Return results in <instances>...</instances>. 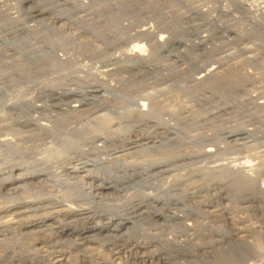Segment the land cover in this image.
Masks as SVG:
<instances>
[{"label": "rangeland", "instance_id": "rangeland-1", "mask_svg": "<svg viewBox=\"0 0 264 264\" xmlns=\"http://www.w3.org/2000/svg\"><path fill=\"white\" fill-rule=\"evenodd\" d=\"M118 1L0 0V264H264V28L198 33L209 21L240 28L235 19L260 15L239 14L240 0H221L236 2L227 15L205 8L215 0ZM173 36L187 42L179 47ZM58 88L77 92L49 97ZM124 125L161 136L114 160L125 153L109 155L104 142L63 148L91 130L122 134ZM230 129L255 136L225 139ZM85 157L120 163L112 172L123 181L92 191L75 177L84 172L63 170ZM149 157L165 170L132 168ZM53 202L94 210V218L54 216L44 228L38 222ZM172 207L176 215L165 218ZM119 212L132 217L126 227L77 232Z\"/></svg>", "mask_w": 264, "mask_h": 264}, {"label": "bare ground", "instance_id": "bare-ground-1", "mask_svg": "<svg viewBox=\"0 0 264 264\" xmlns=\"http://www.w3.org/2000/svg\"><path fill=\"white\" fill-rule=\"evenodd\" d=\"M168 5V4H167ZM231 7V6H230ZM234 9V8H233ZM33 12H40V11H33ZM44 12V11H43ZM42 12V13H43ZM50 12V11H49ZM1 14V13H0ZM2 15V14H1ZM235 15V14H234ZM248 15V14H247ZM56 16V15H55ZM213 16V15H212ZM211 16V17H212ZM43 18V17H42ZM54 19H57V21H59L60 20V18H59V16H56ZM49 20V19H48ZM238 20V19H237ZM231 21V20H230ZM247 21H249V20H247ZM182 25V24H181ZM193 26H195V25H193ZM1 27V26H0ZM3 27V26H2ZM174 27H175V25H174ZM172 28V27H171ZM197 28V27H196ZM199 28V27H198ZM2 29V28H1ZM18 29V28H17ZM177 29V28H176ZM175 30V29H174ZM188 31V30H187ZM191 32V31H190ZM197 32V31H196ZM254 33V32H253ZM170 34H171V31H170ZM175 35H176V33H174ZM1 35V34H0ZM187 35V34H186ZM115 38V37H114ZM171 38V37H170ZM173 38H174V36H173ZM175 38H177V37H175ZM174 38V41L173 42H176L178 45H179V47H180V45H185V42H187L185 39V42H182V41H175L176 39ZM179 38V37H178ZM177 38V39H178ZM113 39V38H112ZM182 39V38H181ZM170 40V39H169ZM169 40H167V41H165L167 44H169V43H171V42H169ZM113 41V40H112ZM162 41V40H161ZM170 41H172V40H170ZM169 42V43H168ZM4 43V42H3ZM194 43V42H193ZM172 44V43H171ZM170 44V45H171ZM187 44V43H186ZM162 45V44H161ZM173 45V44H172ZM189 45H191V44H189ZM159 46V45H158ZM163 46H165V45H163ZM175 46V45H174ZM138 51H140V52H142V47L141 46H137V45H135L134 46ZM168 47V46H167ZM145 48V47H144ZM162 48V47H161ZM166 48V47H165ZM165 48H163V49H165ZM169 48V47H168ZM167 48V49H168ZM175 48V47H174ZM132 49V48H131ZM130 49V50H131ZM163 49H161V50H163ZM129 50V51H130ZM136 50V51H137ZM145 50V49H144ZM170 50H171V48H170ZM177 50V49H176ZM163 51H165V50H163ZM167 51V50H166ZM168 51H169V49H168ZM172 51H173V49H172ZM171 51V52H172ZM136 53V52H135ZM134 53V54H135ZM170 53V52H169ZM174 53H176V52H174ZM152 54V53H151ZM187 54V53H186ZM186 54H184V55H186ZM137 56H139V55H137ZM178 56V55H177ZM179 57V56H178ZM181 57V56H180ZM185 57V56H184ZM136 58H138V60H139V58L141 59V56L140 57H136ZM190 59V58H189ZM193 64V63H192ZM108 66V65H107ZM108 70V69H107ZM111 70H113V69H111ZM109 71V70H108ZM99 72V71H98ZM103 73V72H102ZM107 73V72H106ZM208 73V72H207ZM215 76V75H214ZM212 80H214V79H212ZM222 80V79H221ZM229 82V81H228ZM231 82V81H230ZM226 83V82H225ZM213 84H214V82H213ZM63 85V84H62ZM215 86V85H214ZM218 86V85H217ZM221 86V85H220ZM100 88V90H101V87H99ZM219 88V87H218ZM59 89V91H58V93L56 92V91H52L51 90V92L48 94L49 95V97L51 96L52 97V99H54L55 100V98H53V97H55L56 96V98H58V97H66V96H69L70 94H72V93H75V92H77V91H74L73 89L72 90H69V89H67V90H65V91H61L60 90V88H58ZM95 89V88H94ZM76 90V89H75ZM78 90H79V88H78ZM226 90H228V89H226ZM89 91H97V89L96 90H86L85 92L87 93V92H89ZM235 91V90H234ZM79 92V91H78ZM84 91H83V93H85ZM107 93V92H106ZM80 94V93H79ZM91 95V94H90ZM87 96V95H86ZM60 100V99H59ZM78 100V99H77ZM92 100V99H91ZM97 100V99H96ZM75 101V100H74ZM86 103V102H85ZM99 103V102H98ZM78 104V103H77ZM76 104V105H77ZM82 104V103H81ZM102 104H103V102H102ZM101 104V105H102ZM72 105V104H71ZM93 105V104H92ZM100 105V106H101ZM110 105V104H109ZM103 106V105H102ZM104 107V106H103ZM106 107V106H105ZM110 107V106H109ZM108 108V107H107ZM106 108V109H107ZM96 109V108H95ZM111 109V108H110ZM117 109V108H116ZM80 110V109H79ZM105 110V109H104ZM114 111H115V109H113ZM118 110V112H119V109H117ZM121 111H122V109L120 110V112H119V114H122L121 113ZM108 112V111H107ZM126 112V111H125ZM78 113V112H77ZM109 113V112H108ZM108 113H106L107 115H108ZM111 113V112H110ZM109 113V114H110ZM113 113H115V112H113ZM124 113V112H123ZM84 114V113H83ZM105 114V115H106ZM112 114V113H111ZM85 115V114H84ZM123 115V117L125 116V114H122ZM121 115V116H122ZM80 116H81V114H80ZM101 116H103V114L101 115ZM98 117V116H97ZM111 117V116H110ZM102 118V117H101ZM113 118V117H112ZM117 118V117H116ZM108 119V118H107ZM114 119V118H113ZM118 119V118H117ZM99 120H100V117H99ZM109 120V119H108ZM119 120V119H118ZM123 120V119H122ZM98 121V120H97ZM106 121V120H105ZM132 121V120H131ZM137 121H138V119H137ZM136 121V122H137ZM118 122H120V121H118ZM117 122V123H118ZM134 122H135V120H134ZM160 122V121H159ZM158 122V123H159ZM162 122L163 121H161V123L160 124H162ZM130 123V122H129ZM133 123V122H132ZM129 124L130 126L131 125H133V124ZM138 123H139V121H138ZM165 123H167V122H165ZM169 123V122H168ZM91 124V123H90ZM107 124V123H106ZM121 124V123H120ZM93 125V124H92ZM99 125V124H98ZM101 125V124H100ZM99 125V126H100ZM102 125H104L103 123H102ZM128 125V124H127ZM159 125V124H158ZM162 125H164V123L162 124ZM166 125L167 124H165V127H166ZM170 124H168V126H169ZM118 126H120V125H118ZM122 126V125H121ZM120 126V127H121ZM125 126V125H124ZM123 126V127H124ZM60 127H61V125H60ZM91 127V126H90ZM101 127V126H100ZM103 127V126H102ZM109 127V126H108ZM122 127V128H123ZM127 126H125V128H124V133H122V134H120V132H118V131H116V133H109V134H106V135H104L105 134V132L106 131H104V133H96V132H94V131H92L91 129V131H87V134L85 135V136H83V137H80V138H76V139H74V140H71V139H68V140H65L64 142H65V144H64V146H63V148L64 149H68V148H70V146H73L74 145V143H80L81 141H83V140H88L89 142H94L93 143V146L95 145V143L96 142H98L99 144V146H100V142H104V143H108V145H107V151H110V152H112V153H108L109 155H111V154H117V152H126V151H130V149L131 148H133V147H135V146H141V145H145V143H147V142H149V141H151V142H154L155 140V138L157 137H159V136H161V135H159L160 134V132L158 133V132H155V130H153L152 132L150 131V132H148V134L145 136V137H143V135L142 136H139L138 135V133H133V132H129V130H125V129H129V128H126ZM129 127V126H128ZM87 128V127H86ZM95 128H97V127H95ZM107 128V127H106ZM105 128V129H106ZM117 128V127H116ZM168 128V127H167ZM87 129H89V126H88V128ZM98 129H99V127H98ZM108 129V128H107ZM49 130V129H48ZM102 130V129H101ZM160 130V129H159ZM110 131V130H109ZM130 131H132V130H130ZM94 132V133H93ZM123 132V131H122ZM136 132H138V131H136ZM140 132V131H139ZM166 132H167V130H166ZM221 132V131H220ZM162 133H165V131L163 132L162 131ZM221 133H223L224 134V138L225 139H228V138H230L231 140H236V139H242V138H245L246 136H250V137H253V136H255L252 132H249V131H243V130H241V129H235V130H226V131H222ZM141 134V133H140ZM142 134H144V133H142ZM120 135H122V136H120ZM77 136V135H76ZM219 138V137H218ZM177 140V139H176ZM168 141V140H167ZM169 141H171V140H169ZM9 142V141H8ZM7 142V143H8ZM88 142V143H89ZM164 142V141H163ZM11 143V142H10ZM103 143V144H104ZM174 143V142H173ZM179 143V142H178ZM149 144V143H148ZM164 144H167V143H164ZM170 144H171V142H170ZM176 144V143H175ZM11 145V144H10ZM76 145V144H75ZM91 145V144H90ZM102 145V144H101ZM154 145V144H153ZM152 145V146H153ZM155 145H156V143H155ZM158 145V144H157ZM168 145H169V142H168ZM179 145V144H178ZM92 146V147H93ZM97 146V145H96ZM149 146H151V145H149ZM151 146V147H152ZM165 146V145H164ZM171 146V145H170ZM9 147V146H8ZM142 147V146H141ZM153 147H155V146H153ZM163 147V146H162ZM62 148V149H63ZM72 148H75V147H72ZM79 148V147H78ZM96 148V147H95ZM99 148H101V147H99ZM99 148H98V150H99ZM143 148H145L144 146H143ZM148 149H149V147H147ZM155 148H157V147H155ZM155 148L154 149H152V150H155ZM160 148V147H159ZM13 149V148H12ZM64 149H63V152H64ZM76 149V148H75ZM80 150H81V148H79ZM97 149V148H96ZM103 149V147L101 148V150ZM142 149V148H141ZM79 150V151H80ZM83 150V149H82ZM157 150V149H156ZM161 150L162 149H160V153H161ZM61 151V150H60ZM78 151V150H77ZM106 151V152H107ZM144 151H147L148 152V150H146V149H144ZM150 151V150H149ZM177 152H178V149L176 150ZM131 152H133V150L131 151ZM131 152H127V153H125V154H123V155H114V157H112L113 158V160L114 159H117V157L119 158L120 156L122 157H128L127 155H130L131 154ZM135 152V151H134ZM157 152H158V150H157ZM166 152V151H165ZM177 152H175V153H177ZM179 152H180V150H179ZM79 153V152H78ZM122 153H120V154H122ZM146 153V152H145ZM151 153H152V151H151ZM154 153H155V151H154ZM153 153V154H154ZM181 153V152H180ZM60 154V153H59ZM76 154V153H75ZM80 154V153H79ZM78 154V155H79ZM134 154V153H133ZM140 154V153H139ZM144 154V153H143ZM146 154H149V152L148 153H146ZM161 154H164V153H161ZM178 154V153H177ZM81 155H84V153L83 154H81ZM86 155V154H85ZM158 155L160 156V154L158 153ZM87 156V155H86ZM91 156V155H90ZM113 156V155H112ZM131 156V155H130ZM136 156H137V154H136ZM135 156V157H136ZM151 156V155H150ZM153 156V155H152ZM159 156H157L158 158H160ZM166 156H168V155H166ZM177 155H175V157H176ZM76 157H77V154H76ZM83 157V156H82ZM107 157V156H106ZM132 157V156H131ZM156 157V156H155ZM100 158V157H99ZM145 158L147 159V156L145 155ZM152 157H149V161H148V163H146V164H144V165H146V166H141V167H136V166H134V164L132 165V168L133 169H137L136 171L139 173V174H144V171L146 172V170H148L147 172L149 173V172H159L160 173V171H163V167H165L167 164L165 163H163V160L162 161H159L158 163H157V160L156 161H154V159H153V161L151 160L150 161V159H151ZM154 158V157H153ZM167 158V157H166ZM169 158H171V156L169 157ZM173 158H174V156H173ZM179 158V157H178ZM57 159V158H56ZM72 159V158H71ZM77 159V158H76ZM84 159V158H83ZM85 159H86V157H85ZM89 159V158H88ZM88 159H86V160H84V161H81V162H78L77 164H75L74 166H71V167H65L64 166V169L63 170H66L67 172H69V173H72V174H75V173H81V172H84V174L83 175H75V177L76 178H79L80 180H84V179H86V180H90V182L88 183V184H90V188H91V190L93 191V190H99L100 192L101 191H103L104 189H108V188H111V187H114V186H116V185H119L120 183L119 182H121V181H123V180H121L120 178H118V177H120L119 176V170H118V172H117V176L112 172V171H115L116 169H118V167H119V164H118V162L117 163H110L108 166H103V165H101V167H100V163H101V161L100 162H95V161H93L94 159L93 158H90L89 160ZM95 159H97V158H95ZM108 159H110V158H108ZM107 159V160H108ZM121 159V158H120ZM119 159V161L120 162H123V161H121ZM145 159V160H146ZM163 159H165V158H163ZM168 159V158H167ZM166 159V160H167ZM175 159H177V158H175ZM102 160H103V158H102ZM105 160V159H104ZM112 160V159H111ZM123 160V159H122ZM170 160H172V159H170ZM170 160H169V162H170ZM77 161H79V159L77 160ZM116 161V160H115ZM105 162H106V160H105ZM110 162H113V161H110ZM125 162V161H124ZM166 162V161H165ZM126 163V162H125ZM144 163V162H143ZM122 164V163H121ZM128 165H129V163H127ZM138 164V163H137ZM140 164V163H139ZM138 164V165H139ZM170 164H171V162H170ZM68 165V164H67ZM127 165V166H128ZM142 165V164H141ZM126 166V165H125ZM130 166V165H129ZM140 166V165H139ZM62 167V166H61ZM60 167V168H61ZM123 167H124V164H123ZM130 168H131V166H130ZM132 168H131V170H132ZM123 169V168H122ZM110 170V171H109ZM165 170V169H164ZM125 171V170H124ZM135 171V172H136ZM40 172V171H39ZM59 172V171H58ZM112 172V173H111ZM125 174L127 173V172H124ZM40 174H42V173H38L37 175L38 176H41ZM124 174V175H125ZM123 175V174H122ZM121 175V176H122ZM128 176V175H127ZM130 176V175H129ZM136 176V175H135ZM34 177H36L37 178V176L35 175V176H31V177H29V178H24V179H32V178H34ZM67 177V176H66ZM74 177V178H75ZM117 177V178H116ZM240 177V176H239ZM242 177V176H241ZM72 178V177H71ZM122 178H124L123 176H122ZM20 179V177H12L10 180H9V182H7V183H5L4 182V184H15V182H18V180ZM70 179V178H69ZM27 180V181H28ZM238 180H240V179H238ZM237 180V181H238ZM242 180L243 181H245V177H244V179L242 178ZM32 181V180H31ZM125 181H126V179H125ZM248 182H249V180H247ZM97 182V183H96ZM240 182V181H239ZM246 182V181H245ZM247 182V183H248ZM38 183V182H37ZM119 183V184H118ZM3 184V185H4ZM77 184V183H76ZM237 185H238V183H237ZM245 185V184H244ZM88 186V185H87ZM122 186V185H121ZM239 186V185H238ZM89 188V189H90ZM78 192H80V191H78ZM123 192H124V190H123ZM91 193V192H90ZM76 194V193H75ZM74 195V194H73ZM88 195H90V194H88ZM94 195V194H93ZM105 195V194H104ZM84 196V195H83ZM130 196V195H129ZM136 196V195H135ZM146 196V195H145ZM152 196H154L155 197V195L154 194H147V198H151V200H152ZM95 197V196H94ZM96 197H97V194H96ZM100 197V196H99ZM144 197V196H143ZM147 198H145V201H147V200H150V199H147ZM164 198V197H163ZM53 203H57L56 205H54L53 206V211L51 212L52 214H48V215H44L41 219H40V221L38 222V223H40L41 225H46V226H44V228L46 227V228H48V225H47V223L48 222H53V218H54V216H74V217H80V218H85V219H87V220H91V219H93L94 218V215H93V213L92 212H94V210H92L91 211V209L89 210V209H86V208H73V207H71V206H68V205H64V204H59V202H53ZM169 203L171 204V205H173V206H176V204H180L181 203V198L179 197V198H173V199H170L169 200ZM21 205H19V206H16V207H12L13 209L14 208H18V207H20ZM141 205H137V208H134L133 209V211L135 212V210H138L139 208H141L140 207ZM105 207H106V205H105ZM94 208H96V207H94ZM107 208V207H106ZM98 209V208H97ZM108 209V208H107ZM173 209H175L174 207H172V208H170V210L168 211V213H170V215H166V217L165 218H172V217H174L176 214H175V212H173L172 210ZM96 210V209H95ZM100 210V209H99ZM108 210H110V209H108ZM103 211V210H102ZM48 213H49V211H47ZM132 212V211H131ZM15 213H17V211L15 212ZM103 213V212H102ZM110 214H111V212H109ZM116 213V212H115ZM118 213V212H117ZM106 214V213H105ZM135 215H136V213H135ZM138 215V214H137ZM133 216H134V214H133ZM156 216H158V217H160L159 215H156ZM99 221L98 222H93V221H91V223H93V224H91V225H89V226H86V227H84V228H82V229H79V230H77V232L79 233V234H83V233H91V232H93V231H95V232H97V233H101V232H104L105 230H111V226L112 225H115L114 226V228H113V230L114 231H117V229L119 228V226H125L126 224H130L131 222H130V220L132 219V217L130 216V215H126V214H124V213H121V212H119V214H117V217H112V216H108V215H105V217H99V218H97ZM34 220H36V219H34ZM135 221H137V220H135ZM171 221V220H170ZM56 222V221H55ZM32 223H34V224H32ZM138 223V222H137ZM136 223V224H137ZM60 224V227H64V224H62V223H58V225ZM34 226H38L37 225V223L34 221V222H30V224H29V226L28 227H34ZM27 227V228H28ZM126 227V226H125ZM43 228V229H44ZM52 228V227H51ZM71 229H73V230H70L71 232H74L75 230H74V228H71ZM29 231V230H28ZM45 231V230H44ZM30 232V231H29ZM33 232H35V231H33ZM27 233V232H26ZM28 234V233H27ZM30 234V233H29ZM28 234V235H29ZM31 234H32V232H31ZM33 235H34V233H33ZM86 237V236H85ZM83 238V237H82ZM229 259L231 258V257H228ZM229 259H227V260H229ZM63 259H57L56 257L52 260V264L54 263H61V261H62ZM224 260H226L225 258H224ZM230 261V260H229Z\"/></svg>", "mask_w": 264, "mask_h": 264}, {"label": "built area", "instance_id": "built-area-1", "mask_svg": "<svg viewBox=\"0 0 264 264\" xmlns=\"http://www.w3.org/2000/svg\"><path fill=\"white\" fill-rule=\"evenodd\" d=\"M114 0H106V4L112 5ZM118 2H121L123 5H127V4H132V5H137L140 6L142 3V0H120ZM144 2V1H143ZM154 3L160 4V3H164V2H169L168 0H155L153 1ZM216 4H214L212 6V8L209 5H205L208 9H216V11L220 14V15H227L228 13L232 14L227 8L230 5H235L236 2H227L226 4L221 2V0H215ZM237 6L236 10L239 12V14L243 13V12H247L249 14H255L257 13L259 16V18H253L252 20H250L249 23L243 22L242 19L237 18L235 19V22H241L240 28H238L237 26H229V25H223V23H215L212 21L208 22V26H206L205 28H202L199 30L198 33H203V32H208V33H213V31H219V32H224L227 33V31H241L242 28H246V30H253L256 29V27H261L264 28V0H245V1H237ZM253 7H255V9H253ZM204 8V7H203ZM206 9H203V11ZM205 36V35H204ZM254 45H256V43H254Z\"/></svg>", "mask_w": 264, "mask_h": 264}]
</instances>
